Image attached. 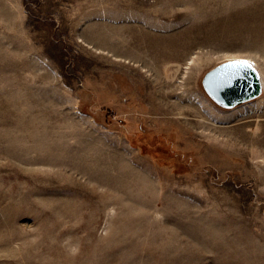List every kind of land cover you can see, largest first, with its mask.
<instances>
[{"label":"rangeland","instance_id":"374dc122","mask_svg":"<svg viewBox=\"0 0 264 264\" xmlns=\"http://www.w3.org/2000/svg\"><path fill=\"white\" fill-rule=\"evenodd\" d=\"M234 56L264 77V0H0V264H264V91L202 85Z\"/></svg>","mask_w":264,"mask_h":264},{"label":"water","instance_id":"95a60500","mask_svg":"<svg viewBox=\"0 0 264 264\" xmlns=\"http://www.w3.org/2000/svg\"><path fill=\"white\" fill-rule=\"evenodd\" d=\"M228 59L207 70L202 85L209 97L218 105L231 108L256 98L262 92V81L251 63Z\"/></svg>","mask_w":264,"mask_h":264},{"label":"bare ground","instance_id":"6f19581e","mask_svg":"<svg viewBox=\"0 0 264 264\" xmlns=\"http://www.w3.org/2000/svg\"><path fill=\"white\" fill-rule=\"evenodd\" d=\"M199 54V53H198ZM197 55V54H196ZM200 55V54H199ZM199 55H197V57L199 56ZM201 56V55H200ZM199 56V57H200ZM185 58H186V56H185ZM241 59V60H245V61H247V62H249V63H251V65H253L254 67H255V69L257 70V72H258V74H259V76H260V79H261V81H262V91H264V77L262 76V72H261V70H259V68H257L256 67V65H255V63L251 60V59H249V58H247V57H244V56H234V57H230V58H228V59ZM199 59H201V57L199 58ZM228 59H226V60H228ZM198 60H196V57L194 56V55H191V56H189L188 58H187V60H186V67H188L189 65L191 66H193V65H196V64H198V62H197ZM225 61V60H224ZM196 63V64H195ZM194 67V66H193ZM192 67V68H193ZM187 71V70H186ZM185 75H187V74H185ZM184 77V76H183ZM187 77V76H186ZM180 80V79H179ZM182 81V80H181ZM186 81V80H185ZM180 83V82H179ZM184 83V82H183ZM183 83L181 84V85H183ZM175 85V87L177 86L176 84H174ZM185 86V85H184ZM175 87H173V90H175L174 88ZM181 87V86H180ZM183 87V86H182ZM176 88H178V87H176ZM181 89V88H180ZM184 89V88H183ZM155 90H157V88L155 89ZM171 89H169V91H170ZM173 90H171V92H173ZM185 90V89H184ZM158 91V90H157ZM176 91V90H175ZM159 92H161V91H159ZM170 92V93H171ZM179 91H177L175 94H176V96H178V93ZM173 93V94H174ZM182 94H184L185 93V91H182L181 92ZM180 93V94H181ZM172 94V95H173ZM174 94V95H175ZM179 94V95H180ZM158 97V99H159V101H160V104H161V109L162 110H164V112L165 113H169L170 111H172L175 107L177 108V107H179L180 109H184V108H187V106H185L184 104H186V103H189V105H192V106H195L196 104H194V100L193 101H189V100H186L185 102L186 103H183L182 104V102H180L179 101V99H174L175 101H170V100H167V97H166V95H164V93H160L159 95H157ZM172 97V96H171ZM182 97V96H181ZM192 97V96H191ZM174 98V97H173ZM185 98V97H184ZM188 98H189V96H188ZM187 98V99H188ZM190 99V98H189ZM192 99V98H191ZM194 99V98H193ZM189 101V102H188ZM198 101V100H197ZM196 100H195V102H197ZM184 102V101H183ZM181 103V104H180ZM188 107H190V106H188ZM195 107H197V106H195ZM192 109H193V107H191ZM190 108V109H191ZM203 112V111H202ZM202 112H200V113H202ZM241 114H242V112H241ZM243 114H246V113H243ZM204 121V120H203ZM207 122H208V120H207ZM211 122V121H210ZM209 122V123H210ZM206 123V122H205ZM205 123H203L204 124V126H205ZM212 123V122H211ZM206 125H207V123H206ZM214 125V124H213ZM217 125V124H216ZM215 126V125H214ZM208 127V126H207ZM242 129H243V126L241 127ZM243 131H244V129H243ZM207 132V131H206ZM244 133H245V131H244ZM243 135V134H242ZM244 135H246V134H244ZM264 136V135H263ZM242 138V137H241ZM233 139H235V138H233ZM236 141V140H235ZM238 142V141H237ZM233 143H235V142H233ZM84 145V144H83ZM234 145V144H233ZM127 163H128V161H126ZM126 162H125V164H126ZM129 164V163H128ZM127 165V164H126ZM130 165V164H129ZM132 169H134L135 171H136V173L137 172H139L140 173V171L139 170H137V168H135L134 166H130ZM130 168V169H131Z\"/></svg>","mask_w":264,"mask_h":264},{"label":"snow or ice","instance_id":"6c2138e0","mask_svg":"<svg viewBox=\"0 0 264 264\" xmlns=\"http://www.w3.org/2000/svg\"><path fill=\"white\" fill-rule=\"evenodd\" d=\"M241 63H244V64H246L248 67H251V65H250V64H247L246 61H245V62H241Z\"/></svg>","mask_w":264,"mask_h":264}]
</instances>
